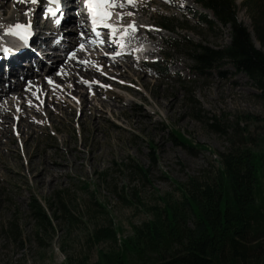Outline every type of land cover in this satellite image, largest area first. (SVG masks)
Instances as JSON below:
<instances>
[{"label":"rangeland","instance_id":"rangeland-1","mask_svg":"<svg viewBox=\"0 0 264 264\" xmlns=\"http://www.w3.org/2000/svg\"><path fill=\"white\" fill-rule=\"evenodd\" d=\"M16 1L9 0L11 9H0L3 29L24 21L30 11L28 0H22L26 4L22 13L15 12V21L7 22ZM245 1L236 0L237 18L260 48L256 23ZM116 9L118 21H124L127 29L132 26L138 36L136 39L130 34L129 40L149 43V51L142 58L157 64L140 65L134 57L108 59L87 48L88 56L101 58L102 67L97 60L84 63L87 54L77 66L97 68L107 78L82 68L77 73L90 77L82 79L91 87L87 81L79 86L88 96L107 100L106 109L88 114L81 122V104L69 95L79 82L73 79L64 82L65 93L58 97L46 92L35 95L38 101L44 99L38 111L28 107L30 116L26 115L25 123L33 129H24L30 134H23L15 116L9 127H0V133L4 132L0 142V264L97 263L101 253H112L118 245L95 243L91 239L95 228L111 223L118 229L119 241L133 237L134 227L152 220L155 208H165V200L182 203L181 189L191 177L201 181L213 178L219 154L233 144L250 148L257 155L264 197L261 92L229 60L198 72L189 56L191 50L183 46L225 49L233 40L232 27L216 22L212 13L194 0H121ZM256 16L264 25V0H257ZM205 17L214 23L210 26ZM163 18L170 19L173 30L160 28ZM176 43L180 45L176 47ZM216 122L222 131L227 128L225 132L212 126ZM172 129L181 131L193 145L177 143ZM75 152L83 153L80 163L74 165L69 160L62 167L50 165L51 160L64 161ZM46 154H50L49 163ZM31 159L35 162L30 168ZM133 159L150 170V181L144 182L135 174ZM45 164L47 172L42 174ZM54 172L60 176H53ZM59 193L74 212L73 224L66 215L62 217L59 207L55 208ZM33 200L42 201L53 217L52 228L45 232L37 229L31 212ZM101 203L106 207L104 212ZM187 221L193 225L192 217Z\"/></svg>","mask_w":264,"mask_h":264},{"label":"trees","instance_id":"trees-1","mask_svg":"<svg viewBox=\"0 0 264 264\" xmlns=\"http://www.w3.org/2000/svg\"><path fill=\"white\" fill-rule=\"evenodd\" d=\"M195 1L210 9L222 25H231L233 40L230 46L218 50L182 43L191 50L189 56L194 68L204 72L222 60H229L252 80L264 101V25L256 16L257 0L251 3L247 0L244 4L255 20L260 48L255 46L247 27L238 21L236 0ZM169 20L163 18L160 27L173 30ZM207 22L210 26L214 23ZM176 44V47L180 45ZM212 126L220 133L227 129L222 131L218 122ZM171 134L177 143L193 145L181 131L172 129ZM219 156V167L213 178L201 181L191 177L181 189L182 203L163 198L165 208H155L152 220L134 227L133 237L119 241L118 229L111 223L95 228L91 234L95 243L109 241L118 248L112 253H101L100 260L94 264H264V197H261L258 157L250 148L234 144ZM153 160H157L156 155ZM133 162L135 174L144 182L150 181V170L135 159ZM63 195L59 193L55 197V208L59 207L62 217L66 215L67 221L73 224L74 212ZM100 207L102 212L106 210L104 204ZM31 212L38 230L45 232L52 228L53 217L42 201L33 200ZM189 217L193 218V225L188 224Z\"/></svg>","mask_w":264,"mask_h":264},{"label":"bare ground","instance_id":"bare-ground-1","mask_svg":"<svg viewBox=\"0 0 264 264\" xmlns=\"http://www.w3.org/2000/svg\"><path fill=\"white\" fill-rule=\"evenodd\" d=\"M93 1L95 2V5L98 6L99 11H100L99 13H100L101 17L107 18L109 16V9L107 7L108 2H107V5H106L105 1H108V0H93ZM8 4H9V0H0V9H2L3 11L9 10L10 7H8ZM24 5H26L24 1H22V0L16 1L15 5H14V7L12 9L13 11H12L11 15L8 16V18H7V22L15 21V19H16L15 12L22 13L21 9L24 7ZM10 6H11V4H10ZM128 7H131V6L129 5ZM115 8H117V6H115ZM2 17L0 16V34H2V31L5 30V29H3V27H4L3 26L4 19H2ZM21 18H23V15H21L19 17V19H21ZM25 18L26 17L24 16L23 19H25ZM124 18H126V16ZM135 25L138 26L137 24H135ZM133 29L131 30V29H125L124 28V31L129 30V34H131L132 37H134V38L137 37L138 38L137 34L133 31ZM140 30H141V27H140ZM55 33H57V32L51 31L52 35L55 34ZM40 44L43 45V46H46V41L42 40V42H40ZM75 44H78V40H77L76 37H75L74 41L70 42V44H69L70 49L72 50V54H73L70 57H68L67 54L64 55L63 57L58 55V54H56V56L54 55L53 57H51L52 50L43 49L46 52V55H47L46 59L54 60V63L51 66H48V64H47L48 67L45 65L47 67V69L45 71V75H41L40 76V80H37V79L35 80L34 79L33 83L30 84L29 86L26 87L25 82L23 83V86H18L17 83L11 81L9 89L8 90H4L3 85H1V83H0V123H1L0 127L1 126L9 127V124H11V121H12V120L10 121V119L14 118V116H15V120L16 121L18 120V127L23 129V131H22L23 134H30L28 132V130L24 129L25 127L29 128L30 130L33 129V127L31 125H29V123L28 124L25 123L26 122V115L30 116V111L28 110L29 109L28 107L32 106V108H34V109H36L38 111V104H41L40 101H42L44 99V98H42L40 101H38L37 100L38 98H36L38 96L35 97V95L38 94V93H42L43 94V93L46 92L49 95L54 94V95H56L58 97L61 94V92L65 93L66 87L65 88L62 87V85H65L64 82H70L73 79H78L79 82L74 86L73 91L70 92L71 94H69V95L73 99H76L77 101H79L80 104H81L82 115H81V117L79 119L81 122H84V118L88 114H92L94 111H100V109H106L108 107V105L106 104L107 100H103L102 101L101 99H98V98L95 99L94 97H92V94L90 96H88L87 95V91H85L86 89H83V88H81V86H79V85L83 84V82L87 81L86 80L87 78H90L88 76L78 75L77 72L80 71V69L82 70V68L86 69V70H89V71H96L95 75H97V76H99L101 78L104 77L105 75H103V73L101 71H99L97 68H94V69L84 68L82 66L83 64L82 65L80 64L79 66H77V64L80 63L81 56L83 54H87V56H88V52L86 50L76 46ZM35 54L36 53L33 52L31 49H29V51H27V55L28 56H32V55L36 56ZM88 57L90 58V62H86L85 61L84 63L93 64V63H96L98 61V62H100V64H98V66L102 67L103 64H102V61L100 60L101 59L100 57L96 58L95 56H92V55L91 56L89 55ZM87 58L85 57L84 59H87ZM121 58H130V55H126V56H123ZM84 59H82V60L84 61ZM41 61L42 60H40V62ZM41 63H43V62H41ZM58 63H59V65H58ZM72 64H73V66H72ZM19 66L20 67L17 66V68H19L21 71H25L26 70L25 69L26 67H23L22 64H19ZM57 67H59V68H57ZM77 67L79 68V70H77ZM124 69H121L122 72L125 71ZM30 70L31 69H27L26 72L30 73ZM129 74H130V72H129ZM101 75H103V76H101ZM11 76H12V79L15 78L16 76L18 78V70L16 68L12 69V75ZM48 76H51V77H48ZM83 77L86 78V79H82ZM0 79H3V78H0ZM87 83H88V88H90L91 87V83L89 81H87ZM94 84H97V83H94ZM97 85H99V84H97ZM97 85H94V87L101 86V85H99V86H97ZM96 93H97V91H96ZM97 95H95V97ZM42 96L43 95H41V97ZM90 97H92V98L90 99ZM109 97L112 98V99H115L116 97H120V96H109ZM60 100H61V98H60ZM47 101L48 100H46V102ZM61 101L65 104L64 100H61ZM33 102H35V103L32 104ZM111 110H113V109H111ZM23 112L25 113L24 115L22 114ZM18 113H20L19 117H17ZM21 122L23 124L20 127V123ZM8 132H10V131L8 130ZM3 133H0V142H1V139H2V136H3ZM7 137H8V135H7ZM10 139H11V141H13V138H10ZM71 148L74 149V150L76 149L75 147H71ZM7 149H9V147ZM48 156H50V154H46V160H48L47 162L49 163L50 157H48ZM83 159H84V157H83V153L82 152H75L74 157L66 158L64 161L63 160L62 161L51 160L50 161V165H54L56 167H62L64 165H67L69 160L70 161L72 160V162H74V165H76L78 162L80 163L81 161H83ZM34 162H35V160L32 161V159H31L30 168H31V165ZM46 165H48V164L44 165L42 174H45V172H47L46 168L48 166H46ZM55 172H58V171H55ZM55 172H54L53 176H58L59 177L60 174H55Z\"/></svg>","mask_w":264,"mask_h":264}]
</instances>
